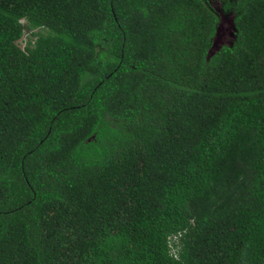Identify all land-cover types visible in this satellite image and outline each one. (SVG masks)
<instances>
[{"label": "trees", "instance_id": "16d2710c", "mask_svg": "<svg viewBox=\"0 0 264 264\" xmlns=\"http://www.w3.org/2000/svg\"><path fill=\"white\" fill-rule=\"evenodd\" d=\"M225 6L208 55L203 0H0V264H264V0Z\"/></svg>", "mask_w": 264, "mask_h": 264}, {"label": "rangeland", "instance_id": "374dc122", "mask_svg": "<svg viewBox=\"0 0 264 264\" xmlns=\"http://www.w3.org/2000/svg\"><path fill=\"white\" fill-rule=\"evenodd\" d=\"M209 8L217 15V23L212 38L208 55L214 52L222 44H231L235 39L234 15L233 9H225V0H203ZM31 30H25L23 36L19 40V44L23 45L25 39L29 36Z\"/></svg>", "mask_w": 264, "mask_h": 264}]
</instances>
